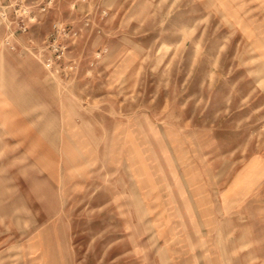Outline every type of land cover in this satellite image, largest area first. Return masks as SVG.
I'll use <instances>...</instances> for the list:
<instances>
[{"label":"rangeland","instance_id":"obj_1","mask_svg":"<svg viewBox=\"0 0 264 264\" xmlns=\"http://www.w3.org/2000/svg\"><path fill=\"white\" fill-rule=\"evenodd\" d=\"M35 14L9 40L40 82H0V264H183L154 213L181 176L216 211L224 264H264V0ZM14 29L0 26V49Z\"/></svg>","mask_w":264,"mask_h":264},{"label":"crops","instance_id":"obj_2","mask_svg":"<svg viewBox=\"0 0 264 264\" xmlns=\"http://www.w3.org/2000/svg\"><path fill=\"white\" fill-rule=\"evenodd\" d=\"M4 2L5 0H0V3ZM0 26L7 29L6 24L1 21ZM21 52L26 54L24 49ZM18 63L22 72L16 77L15 69ZM37 63L39 62L29 61L31 65ZM28 68L20 52L15 54L8 47L0 49V82H40L39 78L25 77V70ZM5 73L12 78L6 79ZM139 173L145 175L139 183L145 197L148 198L156 190L157 185L148 177L145 166H140ZM172 183L173 191L164 182V202L157 204L158 210L154 212L164 216V219L160 220L164 247L166 249L171 247L175 251L171 253L178 256V260L181 258L179 262L183 264H224L222 257L217 254L216 246L208 242L210 232L217 229L210 217L216 211L212 206H204L200 201L197 195L198 186L193 178L181 176L179 182Z\"/></svg>","mask_w":264,"mask_h":264},{"label":"built area","instance_id":"obj_3","mask_svg":"<svg viewBox=\"0 0 264 264\" xmlns=\"http://www.w3.org/2000/svg\"><path fill=\"white\" fill-rule=\"evenodd\" d=\"M80 1V0H76ZM54 0H5L4 3H0V21L6 24L7 30L14 26L15 29L10 32L4 39L5 46L9 49H14L12 42L9 40L14 34H23L27 31L29 23L37 20V12H45L52 4ZM58 28L53 30L50 34L52 38V44L49 47L54 51V59L58 60L65 52V46H59L56 44V37L59 35ZM65 34V32H63ZM52 59H47L45 66L51 67Z\"/></svg>","mask_w":264,"mask_h":264}]
</instances>
